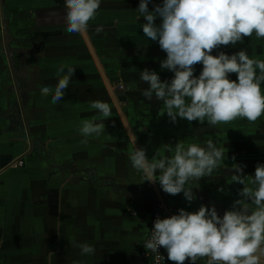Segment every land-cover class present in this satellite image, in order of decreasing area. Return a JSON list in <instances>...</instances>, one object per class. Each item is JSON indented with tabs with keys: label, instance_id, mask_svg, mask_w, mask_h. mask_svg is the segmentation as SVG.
I'll return each mask as SVG.
<instances>
[{
	"label": "crops",
	"instance_id": "crops-1",
	"mask_svg": "<svg viewBox=\"0 0 264 264\" xmlns=\"http://www.w3.org/2000/svg\"><path fill=\"white\" fill-rule=\"evenodd\" d=\"M137 1L102 0L114 5L101 4L85 33L96 58L105 54L101 47L97 51L89 33L98 25L114 29L121 40L132 43L125 52H120L119 44L112 47L111 52L120 55L115 59L125 58L127 62L115 60L121 65L115 74L118 80L119 72L130 75L124 68L144 67L137 64L142 59L146 67L152 65L147 61L151 57L137 54L153 43L140 27ZM121 4L125 5L118 7ZM114 8L137 15L118 18L113 15L116 11L111 12ZM65 13V0H0V264H148L139 249L155 200L148 195V181L142 182L143 173L132 167L129 154L135 147H142L151 160L156 152L173 155L176 143L205 146L211 139L224 148L225 157L210 176L189 183L194 186L196 199L189 203L183 193L169 195L162 190L155 191V196L160 195L174 214L180 208L195 211L204 204L209 208L215 205L223 216L240 198L238 191L243 188L232 181L233 164L242 165L244 175H254L257 163L264 164V116L251 123L238 118L215 127L205 121L199 130V121L189 123L178 117L172 123L166 113L160 115L163 101L145 98L132 105L134 115L129 109L128 113L120 109L131 138L103 78H97L91 68H81L75 60L82 58L86 63L90 57L97 67L82 34L73 39L56 37V31H66ZM137 41L140 49L135 48ZM72 44H79L83 54L77 51L72 57ZM66 47L69 49L63 54L60 49ZM241 49H246L251 58L264 59V38L246 37L242 43L221 46L213 55L220 51L231 55ZM62 55L67 62L56 61ZM61 65L73 66L75 72L61 101L52 104L51 94L43 96L40 89L55 88L56 71ZM201 70L202 64H197L194 74L198 76ZM92 74L94 77L88 76ZM104 77L110 85L111 79ZM236 78L235 73L230 74V79ZM166 79L171 80L161 78ZM136 80L129 77L123 82L125 87L116 91L117 96L128 103L129 93L139 91ZM261 88L264 94V83ZM94 100L109 103L112 116L103 118L91 109L89 104ZM93 119L105 124L104 131L98 137H88L87 144L81 143L84 137L79 128L84 120ZM187 123L191 130H187ZM19 158L22 164L16 166L14 161ZM134 209L139 212H128ZM82 243L92 245L95 254L81 255L78 245ZM163 254L165 264H173L164 248ZM196 264H206V259Z\"/></svg>",
	"mask_w": 264,
	"mask_h": 264
},
{
	"label": "clouds",
	"instance_id": "clouds-1",
	"mask_svg": "<svg viewBox=\"0 0 264 264\" xmlns=\"http://www.w3.org/2000/svg\"><path fill=\"white\" fill-rule=\"evenodd\" d=\"M101 2L65 0L66 32L86 33ZM150 2L139 0L137 8L146 21L141 25L143 34L158 42L166 53L160 67L174 75L170 81H162L156 71L145 68L139 79L148 85L142 92L146 99L163 101L160 115L166 113L172 123L179 117L190 123L207 121L211 127L238 118L251 123L264 116V59L251 58L246 49L213 55L221 46L242 43L246 37L264 38V0H162L151 11ZM95 31L102 32L103 26L98 25ZM197 64H202L198 76L194 74ZM74 72L75 67L61 65L56 71L55 88L44 86L41 95L51 94V103L58 104ZM233 73L237 75L235 80L230 79ZM89 107L103 118L112 116L107 102L94 100ZM104 128L103 122L84 120L79 128L84 137L81 143L87 144L90 136H100ZM224 157V148L211 139L205 146L176 143L173 155L156 152L151 160L142 147H135L129 154L132 167L143 173L142 182L158 181L163 192L183 193L189 203L196 199L194 186L189 183L210 176ZM233 165L232 181L243 188L238 191L240 198L223 216L215 205L209 208L204 204L195 211L180 208L177 214L157 216L144 247L152 252L163 247L173 264H196L200 259H206V264H264V164L257 163L254 175H244L242 165ZM78 247L81 255L95 254L88 243Z\"/></svg>",
	"mask_w": 264,
	"mask_h": 264
},
{
	"label": "rangeland",
	"instance_id": "rangeland-1",
	"mask_svg": "<svg viewBox=\"0 0 264 264\" xmlns=\"http://www.w3.org/2000/svg\"><path fill=\"white\" fill-rule=\"evenodd\" d=\"M104 1V0H103ZM160 1V2H159ZM157 3H162V0H152V2H151V5L149 6V8H151V10H153V8H154V5L155 4H157ZM101 4H104V5H107L108 4V6L109 7H113L112 5H114V3H110V2H108V3H104V2H102ZM137 4L139 5V0L137 1ZM125 4H121V5H118V7H120V6H124ZM126 8H127V6H125ZM150 10V9H149ZM150 10V11H151ZM114 11H116V8H114L111 12L113 13ZM105 12V11H104ZM103 12V13H104ZM109 13H110V10L108 11ZM107 12V13H108ZM122 14H121V13ZM120 12H115L113 15H115L116 17L118 16V18H123V19H125V18H131V16H133V13H135L136 15H137V12H133V11H124V12H122V10H120ZM138 15L140 16V14H139V12H138ZM129 18V19H130ZM103 19V18H102ZM140 19L141 20H139L141 23V25L143 24V23H145L146 21L145 20H143L144 18L143 17H140ZM95 21V20H94ZM93 22V21H92ZM107 22V21H106ZM159 22H160V18L159 17H157V19H156V23L157 24H159ZM141 27V26H140ZM142 28V27H141ZM87 33V32H86ZM89 33L92 35V37H91V39H92V42L94 43H96L95 45H96V47H97V51H101V50H103L104 52H105V54H103V57L101 58L100 56L97 58V60H98V63H99V65H100V67L102 66V70H103V72H104V75L106 76V78H109V79H111L110 80V86H111V90L113 91V87L114 86H117L118 84H123V82L124 81H126V79H128L129 77L131 78V77H133V78H136L137 80H136V82H137V86L139 87L137 90H139V91H136L135 89H134V86L132 87L134 90L132 91V92H130L129 93V95H130V98H128V99H131V100H129V102L127 103L126 102V100L122 97L121 98V96L120 95H118V96H116V99H117V101H118V104H119V108L120 109H122L123 110V112L124 113H126V111H127V113H128V110L127 109H129V111L131 112V114H133L134 115V111H135V107L134 106H132L133 104H139L137 101H140L141 99H145V97L142 95V92H143V90L145 89V88H147L148 87V85H147V83H144L143 81H141L140 79H139V73L142 71V70H144L145 68H147V69H149V70H154V71H156L159 75H160V78H165V77H169V79H171L172 77H173V75H174V73H172L171 71H169V72H171V75L170 76H167V73L168 72H165V70H162L161 69V67H160V62L163 60V59H165V57H166V53L164 52V51H162L161 49H160V47H159V44L157 43V41H153V43L152 44H150V46H147V47H145L144 49H143V51H141V50H138L139 52H137V54H138V56L140 57V56H143V57H146V58H148V57H151V59L150 60H148L147 59V61H152L151 62V67H146L145 66V60L144 59H142L141 60V62L140 63H137V64H141V65H143L144 67H141L140 65H137V66H133V67H128V68H124L125 70H129L131 73H130V75L129 76H127L126 75V77H124V75H121V72H119L118 73V77H119V79L120 80H118L117 79V75H115L116 74V71H117V69H119V66L121 67V65H118V63L116 62V61H118V62H121V64H127V62H126V60H125V58L123 59V60H120V59H115V58H117L118 56H117V54L119 55V53H116V52H114V51H112L111 52V50H113V48L112 47H116L117 46V44H119L120 45V47H121V50H120V52H125V50H126V48L128 47V46H130V45H132V43L131 42H127L126 40H121L120 39V33H119V35L117 36V34H116V31L114 30V29H112V28H103V31L102 32H100V33H96V31H95V29H91L90 31H89ZM95 33V35L93 36V34ZM102 33H104V36L102 35ZM56 37H63V35L66 37V36H70L72 39L74 38V36L75 35H77V34H69L68 32H66V31H56ZM80 36H81V34H80ZM136 41V40H135ZM146 41V40H145ZM138 41L136 42V47L135 48H137V49H140V47H138ZM92 45H94V44H92ZM72 47H71V51H72V57H74L75 56V54L74 53H76L77 54V51L79 52V53H81V54H83V51H82V49H80L79 47H80V45L79 44H72L71 45ZM99 46V47H98ZM93 47V46H92ZM101 47V50H99V48ZM149 47V48H148ZM64 50V51H66V52H64V51H61L63 54L64 53H67V49H69L68 47H66V48H61L60 50ZM136 49V50H137ZM94 50V49H93ZM56 52H57V50H56ZM86 52V51H85ZM95 52V51H94ZM106 53H108V54H106ZM120 56V55H119ZM122 56H124V55H122ZM121 56V57H122ZM92 57V56H91ZM114 57V58H113ZM89 58V60L87 59V62L85 63V60H83L82 58H78V57H76V61L78 62V66H80L81 68L82 67H85V68H87V71H88V69H93L94 71H96V77L97 78H99L100 79V75H99V72L97 71V67L95 66V64L93 63V61H92V59L90 60V57H88ZM56 59V61H62V62H67V58H66V56L65 55H62L61 57H56L55 58ZM116 60V61H115ZM140 68H141V70H140ZM106 69H108V71L110 72V73H108V71L106 70ZM110 74L112 75V77L110 76ZM89 77L90 76H93V74L92 75H88ZM162 76V77H161ZM94 77V76H93ZM113 78V79H112ZM167 80V79H166ZM106 88H107V90H108V92H110L109 93V95H110V97L112 96H114L113 94H111V91H110V89L107 87V86H109V84L107 83V81H106ZM143 88V89H142ZM114 93H116V91H113ZM107 93V92H106ZM108 95V94H107ZM111 97V98H112ZM110 99V98H109ZM122 101H124V103H122ZM112 106H113V104H112ZM112 108V107H111ZM113 108H114V106H113ZM115 109V108H114ZM130 121L133 123V121L131 120V118H130ZM190 123V122H189ZM189 123H187L185 126H188V128L189 129H187V130H191V128L189 127ZM203 125L205 126L206 125V122H204V123H200V126H199V130H202L203 128H201V127H203ZM122 126V124L120 123V127ZM123 127V126H122ZM205 130H207V128L205 129Z\"/></svg>",
	"mask_w": 264,
	"mask_h": 264
},
{
	"label": "built area",
	"instance_id": "built-area-1",
	"mask_svg": "<svg viewBox=\"0 0 264 264\" xmlns=\"http://www.w3.org/2000/svg\"><path fill=\"white\" fill-rule=\"evenodd\" d=\"M122 89H123V84H118L117 86L113 87V91H118V90H122ZM14 164L16 166H21V164H22L21 159L20 158L16 159L14 161ZM146 187L148 188V191H149L148 195L152 196L154 198L155 202L149 211V219L147 222V232H146L144 243L151 236L152 227H153L155 218L157 216L164 218V217L170 216L169 214L172 213L170 211H167V208L165 207L164 200L161 198V196L160 195H159V197L155 196V193H156L155 191L160 192L162 190L160 185L155 184L152 186L151 183L146 182ZM128 212L132 215H135L137 212H139V209L128 210ZM172 214H174V213H172ZM139 250H140V254L147 259L148 264H165L163 247L159 248V251L152 252L151 250H147L144 247V245H142Z\"/></svg>",
	"mask_w": 264,
	"mask_h": 264
},
{
	"label": "bare ground",
	"instance_id": "bare-ground-1",
	"mask_svg": "<svg viewBox=\"0 0 264 264\" xmlns=\"http://www.w3.org/2000/svg\"><path fill=\"white\" fill-rule=\"evenodd\" d=\"M82 36L84 37V39H85V41H86V45H87V47H88V49H89V51H90V53H91V55H92V57H93V59H94V61H95L97 67H99L100 65L98 64V60H97L95 54L93 53L92 47H91L90 44L87 42L86 34L84 33V34H82ZM98 69H100V67H99ZM100 70H101V69H100ZM107 83H108V82H107ZM105 84H106V82H105ZM107 87L110 89L109 86H107ZM112 98H113V100L115 101V97L113 96ZM115 104H116V107H118V103H116V101H115ZM119 113H120V111H119ZM120 116H121L122 121H123L124 124H125V127H126L127 131H128L129 134H130V130H129L128 126H127V123H126V121L123 119L121 113H120Z\"/></svg>",
	"mask_w": 264,
	"mask_h": 264
},
{
	"label": "water",
	"instance_id": "water-1",
	"mask_svg": "<svg viewBox=\"0 0 264 264\" xmlns=\"http://www.w3.org/2000/svg\"><path fill=\"white\" fill-rule=\"evenodd\" d=\"M88 42V41H87ZM99 64V63H98ZM100 67V66H99ZM98 67V68H99ZM97 68V69H98ZM100 69H101V67H100ZM99 69V72H100V74H101V77L103 78V80H104V83L106 82V79H105V77H104V74H103V72H102V69L100 70ZM109 87H110V85H109ZM125 86H124V84H123V88H124ZM110 91H111V94H113L114 95V97H115V101H116V103H118V101H117V99H116V96H117V93H114L112 90H111V87H110ZM110 93V92H109ZM115 101H113L114 102V104H115ZM115 107H116V104H115ZM117 108V110L118 111H120V108H119V104H118V107H116ZM121 113V112H120ZM130 130V129H129ZM130 137L132 138V135H131V132H130ZM151 185L153 186L154 184L153 183H151ZM168 211V210H167Z\"/></svg>",
	"mask_w": 264,
	"mask_h": 264
},
{
	"label": "trees",
	"instance_id": "trees-1",
	"mask_svg": "<svg viewBox=\"0 0 264 264\" xmlns=\"http://www.w3.org/2000/svg\"><path fill=\"white\" fill-rule=\"evenodd\" d=\"M122 75H123V74H122ZM126 75H127V74H124V77H126ZM125 82H127V79H126V81H124V83H125Z\"/></svg>",
	"mask_w": 264,
	"mask_h": 264
}]
</instances>
